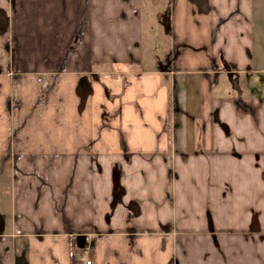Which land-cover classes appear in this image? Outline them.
I'll use <instances>...</instances> for the list:
<instances>
[{"label":"crops","instance_id":"obj_1","mask_svg":"<svg viewBox=\"0 0 264 264\" xmlns=\"http://www.w3.org/2000/svg\"><path fill=\"white\" fill-rule=\"evenodd\" d=\"M166 2L0 0V264H264V0Z\"/></svg>","mask_w":264,"mask_h":264},{"label":"rangeland","instance_id":"obj_2","mask_svg":"<svg viewBox=\"0 0 264 264\" xmlns=\"http://www.w3.org/2000/svg\"><path fill=\"white\" fill-rule=\"evenodd\" d=\"M166 1L167 0H141V2L143 4L144 3H148L149 5L152 4L153 9H154V10H152L153 12H155L156 10H159V8L160 9H164ZM167 4H168L167 6H169V3H167ZM151 12L149 13V16H147L148 19L151 18V16H150ZM262 13H264V10L259 9L258 18L256 19L257 24H259V25H256V30H257L258 36L255 38L254 52H256V53L259 52L258 55H257V58H258V61L260 63L261 68L262 67L264 68V34L261 32L262 28H264V24H263L264 19H263V17H261ZM155 43H153L152 45H155ZM164 46L166 48L165 43H162L161 44V50L160 51H154L152 54H156V55H158L159 58H161V56L164 55V54L162 55V53H163L162 49H163ZM147 52H149V49L147 50ZM258 76H259V78L261 80L260 81V85L262 86V89L264 90V84H263L264 83V80H263L264 73H260ZM34 172H36V171H34ZM1 173H2V171L0 170V174ZM3 178H4V174H3ZM6 203H8V202H6L5 199H4L3 200V204H6ZM9 206H10V210H11V206H12L11 202H10ZM57 208L60 209L61 211L63 210L62 207H60V206H57ZM11 229H12V223L10 221L9 230H11ZM27 253H28V251H25L26 255H27Z\"/></svg>","mask_w":264,"mask_h":264},{"label":"built area","instance_id":"obj_3","mask_svg":"<svg viewBox=\"0 0 264 264\" xmlns=\"http://www.w3.org/2000/svg\"><path fill=\"white\" fill-rule=\"evenodd\" d=\"M80 260H82L85 264H92L93 261L89 256V251L88 250H84L83 252H81L80 256H79Z\"/></svg>","mask_w":264,"mask_h":264}]
</instances>
